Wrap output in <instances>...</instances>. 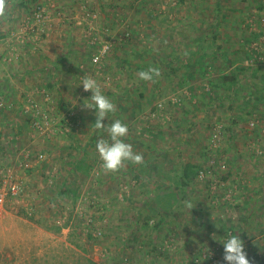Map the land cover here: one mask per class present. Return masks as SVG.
I'll return each mask as SVG.
<instances>
[{
    "label": "rangeland",
    "instance_id": "obj_1",
    "mask_svg": "<svg viewBox=\"0 0 264 264\" xmlns=\"http://www.w3.org/2000/svg\"><path fill=\"white\" fill-rule=\"evenodd\" d=\"M7 12L0 264H226L230 235L264 264V0H9ZM149 67L161 75L139 80ZM230 73L237 89L220 86ZM84 77L116 106L104 130ZM116 119L144 162L106 173L95 146ZM186 163L199 173L180 186Z\"/></svg>",
    "mask_w": 264,
    "mask_h": 264
},
{
    "label": "clouds",
    "instance_id": "obj_2",
    "mask_svg": "<svg viewBox=\"0 0 264 264\" xmlns=\"http://www.w3.org/2000/svg\"><path fill=\"white\" fill-rule=\"evenodd\" d=\"M9 0H0V21L8 19L7 9ZM139 80L145 82H155L161 73L157 67H149L147 70H141L137 73ZM81 85L84 92H91V97L83 102V107L88 110H95L94 127L97 130H104L103 121L108 118L110 113L116 112V106L111 102L101 90L97 81L91 77L82 78ZM108 139H99L96 142V152L101 161V168L106 173H117L126 163L140 165L144 162V157L140 153L133 151L132 146L124 142L128 135V127L120 119H116L106 129ZM186 209L191 210L194 205L191 201H185ZM223 260L226 264H252L245 250L244 242L238 235H230V238L223 244Z\"/></svg>",
    "mask_w": 264,
    "mask_h": 264
},
{
    "label": "trees",
    "instance_id": "obj_3",
    "mask_svg": "<svg viewBox=\"0 0 264 264\" xmlns=\"http://www.w3.org/2000/svg\"><path fill=\"white\" fill-rule=\"evenodd\" d=\"M33 1H37V0H33ZM234 72V71H231ZM223 89H227V90H234L237 89V87L239 86V76H237L234 73H230L229 75H226L223 77V81L220 85ZM83 158H80L77 162L74 163V169L77 171L80 170H84V164H83ZM199 168L196 165L192 164V163H186L183 165L182 167V172L181 175L179 176L178 179V183L180 186L185 185L188 180L190 178H193V176L197 175L199 172ZM70 193V191L68 189H66V187H62L59 191V194L62 196H67V194ZM157 198H159L158 196H156ZM176 194L173 192H168L167 195H164L162 200L163 202H165V204H163L162 209L164 210H169L172 207V203L171 200L175 199ZM160 200V199H159ZM175 202V200H174ZM89 264H98L92 261H89Z\"/></svg>",
    "mask_w": 264,
    "mask_h": 264
},
{
    "label": "built area",
    "instance_id": "obj_4",
    "mask_svg": "<svg viewBox=\"0 0 264 264\" xmlns=\"http://www.w3.org/2000/svg\"><path fill=\"white\" fill-rule=\"evenodd\" d=\"M107 49L103 48V53L106 52ZM100 59V56L99 55H96L93 59L94 62H98V60ZM5 198H6V195L5 193L1 192L0 193V207L5 203Z\"/></svg>",
    "mask_w": 264,
    "mask_h": 264
},
{
    "label": "crops",
    "instance_id": "obj_5",
    "mask_svg": "<svg viewBox=\"0 0 264 264\" xmlns=\"http://www.w3.org/2000/svg\"><path fill=\"white\" fill-rule=\"evenodd\" d=\"M5 92H8V94H10V95H15L17 93V91L14 89H9V90H6Z\"/></svg>",
    "mask_w": 264,
    "mask_h": 264
}]
</instances>
